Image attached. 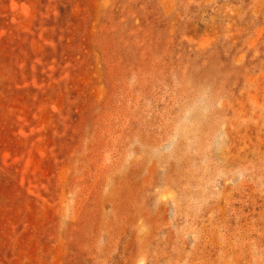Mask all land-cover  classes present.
I'll use <instances>...</instances> for the list:
<instances>
[{"label":"rangeland","instance_id":"374dc122","mask_svg":"<svg viewBox=\"0 0 264 264\" xmlns=\"http://www.w3.org/2000/svg\"><path fill=\"white\" fill-rule=\"evenodd\" d=\"M0 264H264V0H0Z\"/></svg>","mask_w":264,"mask_h":264},{"label":"clouds","instance_id":"9594fccd","mask_svg":"<svg viewBox=\"0 0 264 264\" xmlns=\"http://www.w3.org/2000/svg\"><path fill=\"white\" fill-rule=\"evenodd\" d=\"M201 102H202V101H201ZM191 114H192V110H188V111H186V112L184 113V118H183V120L181 121V123H186L187 120H188V118L191 116ZM177 139H178V134H174V135L170 138L169 142H168L167 144H165L164 146H162V149H161V150L164 151V152H167V151L171 150V148L174 147L175 142H176ZM240 175H241V178H242V174H240Z\"/></svg>","mask_w":264,"mask_h":264}]
</instances>
